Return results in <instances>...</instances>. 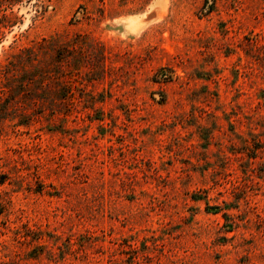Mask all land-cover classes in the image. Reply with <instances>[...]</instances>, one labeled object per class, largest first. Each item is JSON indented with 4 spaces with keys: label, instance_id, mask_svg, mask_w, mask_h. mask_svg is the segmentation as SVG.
<instances>
[{
    "label": "rangeland",
    "instance_id": "1",
    "mask_svg": "<svg viewBox=\"0 0 264 264\" xmlns=\"http://www.w3.org/2000/svg\"><path fill=\"white\" fill-rule=\"evenodd\" d=\"M0 264H264V0H0Z\"/></svg>",
    "mask_w": 264,
    "mask_h": 264
},
{
    "label": "bare ground",
    "instance_id": "2",
    "mask_svg": "<svg viewBox=\"0 0 264 264\" xmlns=\"http://www.w3.org/2000/svg\"><path fill=\"white\" fill-rule=\"evenodd\" d=\"M155 7V6H154ZM153 7V8H154ZM152 10V9H151ZM158 9H156L155 11H157ZM153 11V10H152ZM151 13V12H150ZM157 14H159V12H156ZM146 15V14H145ZM142 17V16H141ZM139 18V17H138ZM138 18L136 19V17L134 18L135 20H138ZM147 18V17H146ZM126 19H128V18H126ZM133 19V21H132V19H131V21H129V23H128V27L130 28V29H136V28H138V24H137V22L135 21ZM140 19V18H139ZM150 19V18H149ZM125 21V20H124ZM128 21V20H127ZM139 23V22H138ZM144 24V23H143ZM139 26H140V23H139ZM133 31V30H132ZM135 31V30H134Z\"/></svg>",
    "mask_w": 264,
    "mask_h": 264
}]
</instances>
